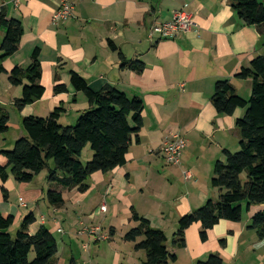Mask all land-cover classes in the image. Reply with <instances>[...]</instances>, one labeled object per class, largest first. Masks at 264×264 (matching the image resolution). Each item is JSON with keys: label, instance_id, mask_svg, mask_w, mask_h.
I'll list each match as a JSON object with an SVG mask.
<instances>
[{"label": "crops", "instance_id": "1", "mask_svg": "<svg viewBox=\"0 0 264 264\" xmlns=\"http://www.w3.org/2000/svg\"><path fill=\"white\" fill-rule=\"evenodd\" d=\"M62 1L21 0L16 7L13 0H0V12L8 20L20 21L24 29L18 51L1 65L0 109L9 115L7 132L15 119L18 137L5 144L0 140V152L13 148L25 136V117L45 118L61 108L64 112L59 123L70 126L90 109L85 95L71 84L72 72L93 92L111 85L130 98H141L143 126L132 139L126 164L107 174L92 175L85 193L61 189L65 202L61 208L46 201L43 180L49 190L53 187L47 180L48 171L29 184L18 183L12 175L5 182L0 180V189L9 195L6 202L0 201V214L13 216L17 226L30 212L35 217L29 228L31 235L41 227L53 236L59 234L65 252L59 257L56 239L55 264L73 260L77 264L73 248L77 247L78 257L83 259L81 249L90 252L92 246L103 242L115 251V264H143L145 252L136 251L134 243L122 250L114 242L118 226H138L132 219L133 210L152 228L165 233L166 246L176 255L172 264H198L212 254L220 255L224 264H264V241L249 229L253 214L264 205L244 211L240 222L220 221L208 231L206 242L200 239L202 225L195 223L185 233L186 247L173 245L179 220L220 196L212 186L214 165L225 161L224 151H238L241 138L236 122L245 109L236 110L233 116L219 115L211 99L220 81H228L239 97L250 99L251 80L237 76L264 55L262 28L245 25L228 0H69L74 6L72 17L54 25L52 19ZM181 11L193 15L196 32L175 40L148 38L154 24L170 22ZM5 34L6 29L0 28V56ZM111 43L117 51L111 49ZM36 50L40 52L45 97L18 111L15 100L22 96V87H13L9 74L16 67L28 68ZM120 53L127 61L143 63L144 68L140 72L123 68ZM56 84L65 85L67 92L56 95ZM174 134L187 141L176 166L168 164L161 151L165 140ZM0 163L4 164L1 157ZM14 194L18 199L12 201ZM102 206H106L105 213L100 212ZM100 216L109 225V229L100 225L110 235L109 240L96 242L77 235L81 225L97 226L94 223Z\"/></svg>", "mask_w": 264, "mask_h": 264}, {"label": "trees", "instance_id": "2", "mask_svg": "<svg viewBox=\"0 0 264 264\" xmlns=\"http://www.w3.org/2000/svg\"><path fill=\"white\" fill-rule=\"evenodd\" d=\"M240 20L247 26L262 28L264 34V0H228ZM0 28L6 29L1 44L0 73L2 63L17 51L24 34L22 23L8 20L0 12ZM113 51L116 46L111 43ZM122 67L140 72L141 62L127 61L119 54ZM28 68L16 67L9 74L13 87H22V96L15 100V107L22 111L45 97L41 84L42 66L40 52L36 50ZM239 79H250L252 94L248 101L239 97L228 81L217 82L211 102L219 115L233 116L238 109H245L237 119L240 132L239 150L224 151L225 161L214 165L212 186L220 191L217 201L208 200L202 207L183 216L173 237V245L186 247L185 233L195 223L202 225L200 239L208 240V231L220 221L240 222L244 211L264 205V55L256 57L250 67L243 69ZM71 84L77 92L87 98L90 109L80 115L75 125L62 126L59 118L64 112L59 108L48 117L29 116L23 118L25 136L18 139L11 151H1L0 180L5 182L12 175L18 183L29 184L43 171H48L47 180L53 185L46 193L51 207L64 205L62 190H89V179L96 173L107 174L126 164V156L143 126L144 103L141 98L128 97L111 85L93 92L87 82L77 73H71ZM56 95L66 93L63 84L54 86ZM9 130V115L0 109V136ZM90 146L92 158L82 163L84 149ZM53 162L51 167L50 162ZM8 192L0 189V201L8 200ZM245 205V206H244ZM132 219L138 226L130 229L123 240L135 244L136 251L145 252L143 264H172L176 255L170 253L167 237L161 230L154 229L148 220L134 210ZM15 218L0 214V264H55L58 244L45 227L31 235L29 228L35 223L33 214L22 222L15 237L9 230ZM249 229L264 241V210L253 214ZM70 264H76L73 260ZM198 264H224L223 258L212 254Z\"/></svg>", "mask_w": 264, "mask_h": 264}, {"label": "built area", "instance_id": "3", "mask_svg": "<svg viewBox=\"0 0 264 264\" xmlns=\"http://www.w3.org/2000/svg\"><path fill=\"white\" fill-rule=\"evenodd\" d=\"M21 0H13L14 5L19 6ZM74 6L69 0H63L60 8L54 13L52 22L58 25L69 20L73 15ZM197 24L194 21L193 15L188 12H178L174 15L170 22L154 24L148 31V38L152 41L155 36L166 39L175 40L181 35L196 32ZM187 148V141L179 134H174L167 138L162 146V154L166 162L170 165H179L181 157ZM23 206V201L21 200ZM101 212H106V206L100 208ZM61 232V231H60ZM78 236H88L96 242H103L110 239V235L100 226H85L77 231ZM87 248V246H85Z\"/></svg>", "mask_w": 264, "mask_h": 264}, {"label": "rangeland", "instance_id": "4", "mask_svg": "<svg viewBox=\"0 0 264 264\" xmlns=\"http://www.w3.org/2000/svg\"><path fill=\"white\" fill-rule=\"evenodd\" d=\"M14 118H12V125H11V130L9 132H6L5 134H3L1 136V144H5V143H10L12 140L16 139L18 137V131L16 129V122H14ZM75 125V124H74ZM15 141V140H14ZM14 147V146H13ZM88 148V149H87ZM13 148H9L8 150H4V151H11ZM239 150V149H238ZM92 150L90 148V146H87L83 153H82V157H81V161L82 163H87L88 161H90V159L92 158ZM50 164L53 165V162L51 161ZM47 191H49V188H48V185L46 184V181L43 180V185H42ZM14 199H18V197L16 196V194H14L12 196V201ZM41 204V207H43V210L44 212H46V205L44 203V201L42 200L40 202ZM245 206V205H244ZM264 210V208L262 209ZM28 210H24V212L26 213ZM32 211V210H31ZM101 212V211H100ZM30 212H28L25 216V218L29 215ZM24 218V219H25ZM23 219V220H24ZM103 216H100V217H97L96 218V221L94 223V225H97V226H102V228L104 229H109V225L108 224H105L103 222ZM23 222V221H22ZM80 222V220H77L76 221V224H78ZM22 223H20V225H17L14 224L11 229L9 230V233L15 237L16 235V232L18 231L19 227L21 226ZM127 229V230H126ZM132 228H121L120 226H118V236L115 237L114 239V242H115V245H117V247H119V249H122V250H126L128 248V246H132L133 243H128L126 242V245H125V241L123 240V237L125 236V234ZM77 231V230H76ZM123 233V234H122ZM54 237L55 239H57V241H59L60 243V254H59V257H61V255L63 254V251L65 252V247H64V242H62L61 238H60V235L57 234V233H54ZM77 237H75V241L78 242L77 240ZM80 243V242H79ZM79 246H81V244H79ZM109 243H99V244H96L94 246L91 247V250L90 252H83V250L81 249L82 251V257L83 259H80L78 257L79 254H77V247L76 248H73V253L75 255V259H77V264H82L83 262H85V264H115L114 262V258H115V251L109 247ZM69 252V251H68ZM67 252V253H68ZM68 255V254H67ZM67 255H65V257H67ZM71 255V253L69 254ZM58 259V258H56ZM55 259V260H56ZM60 259V258H59ZM81 262H80V260ZM89 262V263H88ZM84 264V263H83Z\"/></svg>", "mask_w": 264, "mask_h": 264}]
</instances>
